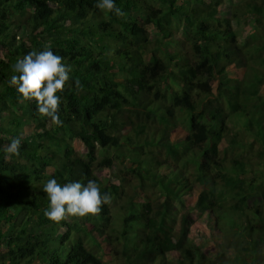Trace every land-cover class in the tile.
<instances>
[{
	"label": "trees",
	"instance_id": "trees-1",
	"mask_svg": "<svg viewBox=\"0 0 264 264\" xmlns=\"http://www.w3.org/2000/svg\"><path fill=\"white\" fill-rule=\"evenodd\" d=\"M96 3L0 0V264H264V0ZM46 45L72 68L61 126L10 84ZM115 159L126 185L94 173ZM53 178L111 203L53 222Z\"/></svg>",
	"mask_w": 264,
	"mask_h": 264
},
{
	"label": "clouds",
	"instance_id": "clouds-1",
	"mask_svg": "<svg viewBox=\"0 0 264 264\" xmlns=\"http://www.w3.org/2000/svg\"><path fill=\"white\" fill-rule=\"evenodd\" d=\"M96 7L117 17L125 16L122 9L116 6L115 0H97ZM14 67L19 74L11 77L10 84L16 86L21 101L34 100L42 117L61 126V98L58 93L64 91L70 79L71 66L66 65L63 57L51 50V45H46L42 51L33 50L26 54ZM75 87L82 88L78 79ZM20 148L21 139L13 138L4 149L6 158L19 156ZM42 191L49 202L44 215L56 223L69 216L83 218L98 215L105 204L111 203V196L102 194L99 184L94 180H89L86 185L78 181L62 185L53 178L43 185Z\"/></svg>",
	"mask_w": 264,
	"mask_h": 264
},
{
	"label": "rangeland",
	"instance_id": "rangeland-1",
	"mask_svg": "<svg viewBox=\"0 0 264 264\" xmlns=\"http://www.w3.org/2000/svg\"><path fill=\"white\" fill-rule=\"evenodd\" d=\"M245 34V31L242 29L241 30V32L239 33V35L240 36H243ZM234 117H236V119H237V121L239 122V123H241L242 122V118L240 117V116H238V115H235ZM154 123V121H151L149 124H153ZM262 125L264 126V121H262ZM129 129L130 128H128L127 129V131H129ZM125 130V128L123 129V131ZM249 132V131H248ZM146 137H148V138H150L152 135H151V131L150 132H148V130L146 131V135H145ZM73 146H74V148L76 149V151H78V152H82V151H84V149H83V146H82V144L79 142V141H77L76 139H74L73 140ZM253 147H255V146H253ZM257 148L258 147H255V149L254 150H257ZM248 149V148H247ZM253 149L252 148H250V149H248V151H249V153L252 151ZM98 155H100V154H98ZM112 166L111 167H99V168H96V169H94V173L97 175V176H100V177H103V178H110V180H113V182L115 183V184H120V183H123L124 185H126L125 183H127V181L126 180H123V182H122V180L119 178V177H117L116 175H115V172H117V166H120V163H119V161H117L116 159L115 160H113V162H112ZM115 179V180H114ZM130 180H133L132 179V177L130 178ZM128 186V185H127ZM236 225L238 226V224L236 223ZM196 224L195 225H192V227H193V229L194 230H196ZM220 227H221V229L222 230H224V231H228L229 230V222H228V220H225V221H223V222H220ZM206 251V253L207 254H211V255H213V254H215V252H216V246L215 245H204V247H203ZM263 248V247H262ZM36 263V260H33L30 264H35Z\"/></svg>",
	"mask_w": 264,
	"mask_h": 264
}]
</instances>
